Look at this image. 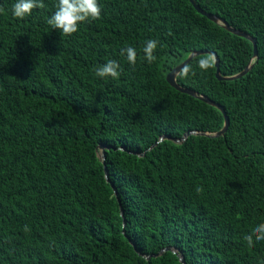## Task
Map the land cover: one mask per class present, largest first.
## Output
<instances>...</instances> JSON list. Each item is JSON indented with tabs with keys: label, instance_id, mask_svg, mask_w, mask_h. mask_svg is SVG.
I'll return each mask as SVG.
<instances>
[{
	"label": "trees",
	"instance_id": "trees-1",
	"mask_svg": "<svg viewBox=\"0 0 264 264\" xmlns=\"http://www.w3.org/2000/svg\"><path fill=\"white\" fill-rule=\"evenodd\" d=\"M15 2L0 0V264H264L244 240L264 223V0H195L257 57L190 0H99L71 36L47 24L58 0L23 19ZM197 51L177 82L225 109V136L218 108L167 81ZM211 53L223 77L250 69L219 80L197 63ZM108 60L119 79L95 75Z\"/></svg>",
	"mask_w": 264,
	"mask_h": 264
},
{
	"label": "clouds",
	"instance_id": "clouds-1",
	"mask_svg": "<svg viewBox=\"0 0 264 264\" xmlns=\"http://www.w3.org/2000/svg\"><path fill=\"white\" fill-rule=\"evenodd\" d=\"M44 9L45 4L43 0H16L12 5V14L14 17L23 19L30 16L35 9ZM5 9L0 5V13H4ZM102 8L99 0H58L56 4V11L47 19V24L52 29H59L63 36H71L80 30V25L85 22L98 20L101 18ZM159 46V41L149 39L143 47L144 56L142 59L147 60L148 63H153L157 57L154 54ZM120 55L125 56L131 65L137 62V50L133 47H125L120 50ZM201 69H207L215 63L214 56L200 58L197 61ZM95 75L100 78L111 77L119 79L121 75V66L116 60H108L105 64H101L94 68ZM192 72L191 65H184L179 75L188 76ZM194 75L195 73L192 72ZM197 193H202L203 188L197 186ZM25 232L30 229L25 226ZM255 238V240H254ZM248 247H254L255 242L264 241V223L254 227L250 234L244 236Z\"/></svg>",
	"mask_w": 264,
	"mask_h": 264
},
{
	"label": "water",
	"instance_id": "water-1",
	"mask_svg": "<svg viewBox=\"0 0 264 264\" xmlns=\"http://www.w3.org/2000/svg\"><path fill=\"white\" fill-rule=\"evenodd\" d=\"M190 2L192 3V5L195 7V9L203 14L204 16H206L208 19L212 20L213 22L215 23H218L222 26H224L228 31H230L231 33H234L238 36H241V37H244L246 39H248L249 41H251L254 45V55L255 57H257L258 55V51H257V45H256V40L251 37L249 34L247 33H244V32H241V31H238L237 29L235 28H232L225 20L217 17V16H214L212 14H209L207 12H205L204 10H202L198 5L197 3L195 2V0H190ZM209 52H205V51H197V52H194L193 54H191L187 60H185L182 64L178 65L176 68H174L172 70V72L170 74H168L167 76V81L170 83L171 86H173L175 89H177L178 91L182 92V93H185V94H188L190 96H193V97H196L200 100H203L204 102H207L213 106H215L216 108H218L224 115V119H225V124H224V127L223 129L214 134L213 137H221V136H225V134L227 133L228 131V128H229V125H230V120H229V117L225 111V109L220 106L219 104L215 103L214 101L210 100L209 98L205 97V96H201L199 95L198 93H196L195 91L193 90H190V89H185L183 87H181L178 82H177V78L179 76V73H180V70L181 68L186 65V64H190V62L193 60V58L195 56H198V55H203V54H208ZM211 55H213L215 57V65H216V68H217V78L219 80H226V81H230V80H235V79H238L242 76H244L250 68H247L246 70H244L242 73L240 74H237L235 76H232V77H223L220 73V69H219V57L217 56L216 53H211ZM190 133L186 134L185 137L183 138V140H185L188 136H189ZM164 139H170L169 137H163L161 140H164ZM100 149L101 150H105V146H100ZM102 158L103 160L105 161L106 157H105V154L102 155ZM108 178V176H107ZM113 188L115 189L114 185H113ZM168 250V249H167ZM176 253V251H174ZM181 262L183 264H186L185 263V260L183 258V256H181Z\"/></svg>",
	"mask_w": 264,
	"mask_h": 264
}]
</instances>
